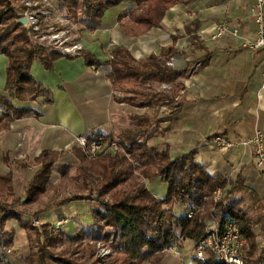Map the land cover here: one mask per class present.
Wrapping results in <instances>:
<instances>
[{"label":"trees","instance_id":"trees-1","mask_svg":"<svg viewBox=\"0 0 264 264\" xmlns=\"http://www.w3.org/2000/svg\"><path fill=\"white\" fill-rule=\"evenodd\" d=\"M18 0H0V54L8 57L6 85L0 91V133L10 128L12 121L33 111L31 107L16 104L45 97L53 102L51 90L39 83L30 73L31 65L38 60L47 68L63 56L59 50H49L35 43L27 26L18 18ZM66 10L71 20L88 29L101 25L106 11L120 4L131 5L128 13L119 16V24L129 36H140L152 27L161 25L167 10L185 0H55ZM176 50L169 47L162 57L151 54L136 59L123 46L111 52L109 74L118 102L136 107H147L143 113H130L128 127L109 134H100L106 141H114L120 151L116 154L98 153L89 157L79 147L73 153L79 158L77 174L80 182L74 185L73 196L55 201L48 195L47 185L51 168L66 155L62 150L43 149L34 159L37 169L19 195L15 188V169H26L29 160L3 158L9 172L0 173V260L7 256L13 245L15 231L8 222L18 221L25 230L29 242L27 264H96L88 260L91 246L79 244L71 251V244L82 239L105 240L110 235L118 256L110 264H161L163 253L169 247L183 248L185 242L194 249L208 236L223 233L225 225L232 220L245 238L243 256L245 264H264V247L257 242L255 228L260 225L264 233V211L256 218L241 204L238 193L244 187L241 176L236 179L224 175H212L205 165L196 161L195 151L172 157L169 149L159 150L148 140L161 131L158 126L165 120H174L180 113L184 88L182 73L171 69L166 58ZM88 64H97L92 54L83 51ZM165 56V57H164ZM207 60L201 62L205 65ZM167 85V87H163ZM161 86L164 88H161ZM118 92L122 93V96ZM162 106H168L165 117L160 116ZM66 175L69 166H63ZM160 177L168 184L164 198H158L146 186L145 180ZM24 197H27L25 200ZM74 200H92V220L80 223L81 230H67L72 225L69 216H62L69 223L54 230L57 217L53 211ZM187 204L184 213L174 210L175 204ZM52 210V211H51ZM190 212L192 214L190 215ZM54 215V220L32 225L33 218ZM30 217V218H29ZM209 220L216 226L210 228ZM72 223V224H71ZM76 229V230H75ZM111 229V230H110ZM61 243L65 248L58 250ZM192 264H226L211 249L202 257L193 256Z\"/></svg>","mask_w":264,"mask_h":264},{"label":"crops","instance_id":"crops-1","mask_svg":"<svg viewBox=\"0 0 264 264\" xmlns=\"http://www.w3.org/2000/svg\"><path fill=\"white\" fill-rule=\"evenodd\" d=\"M254 1L185 0L167 10L160 26L140 36L126 35L119 24V16L128 13L131 5L123 3L108 9L101 25L83 32L85 51L98 60L97 64H88L83 56L60 57L51 69L38 60L32 63L31 75L51 90L53 102L46 103L44 96L16 101L33 111L12 121L10 128L0 133L3 165L10 169L3 158L5 153L10 158H26L34 163L43 149L64 150L78 135L96 138L130 126V113L149 109L115 99L109 77L112 50L123 46L134 58L141 59L151 54L162 57L173 47L176 51L166 62L174 56V64L168 67L182 73L181 111L174 120L160 122L161 131L148 143L159 150L168 148L172 157L194 150L196 161L205 165L210 174L232 179L241 176L244 180L238 193L241 204L257 218L264 211V162H260L252 145L245 144L256 130L264 134V52L245 46V41L253 39L256 33L250 13ZM224 19L239 27L238 36L213 37L216 25ZM205 60L207 63L201 66ZM7 63L8 57L0 54V91L6 85ZM169 110L168 106H162L160 116L165 117ZM2 111L0 105V114ZM218 134L228 137L233 147L210 144ZM146 184L158 198L167 194L168 184L160 177L146 180ZM74 201L51 211L57 217L74 216L77 212L72 211L71 205L79 203ZM187 207L175 204L174 210L184 213ZM83 213L74 216L76 221L89 223L91 212L85 216ZM208 225L214 228L216 222L209 220ZM8 228L15 231V248H21L22 236L27 240L25 230L18 221L8 222ZM260 230L258 225L257 242L264 247V233ZM168 255L163 264L171 259Z\"/></svg>","mask_w":264,"mask_h":264},{"label":"built area","instance_id":"built-area-1","mask_svg":"<svg viewBox=\"0 0 264 264\" xmlns=\"http://www.w3.org/2000/svg\"><path fill=\"white\" fill-rule=\"evenodd\" d=\"M54 0H18L17 3L22 6L18 8L19 14L18 20L25 19L24 24L30 30L32 40L38 45L48 49L50 45L56 42L55 38L58 37L59 33L53 30V26L46 23L49 12L59 11L62 15V20L70 22V18L66 10L61 9ZM41 5V6H39ZM50 8H49V7ZM250 13L254 18L256 24V33L253 39H247L245 46L264 52V0H255L250 6ZM70 19V20H69ZM44 26V27H43ZM240 29L238 26L233 25L229 20L224 19L220 21L215 28L213 37L220 38L226 34H232L238 36ZM60 47V46H59ZM53 47L59 50L63 54L76 56L77 53H71L68 48L63 49L62 47ZM71 53V54H70ZM112 58V54H110ZM175 57L172 56L167 62V65L174 64ZM167 87V85H164ZM110 133V132H109ZM106 133V134H109ZM73 143L80 146L90 156H94L101 152H116L118 150V144L114 141H106L104 137L89 138L87 135H78ZM210 143V142H209ZM210 144H214L220 147L231 148L234 143L224 135H215ZM245 144L252 145L254 152L260 158V162H264V134L261 130H256L255 134L246 140ZM192 212H190V215ZM40 221L35 219L34 224H38ZM69 220L65 217H60L54 224V230H59L66 226ZM81 230V227H79ZM245 244V238L238 226L229 220L225 225V229L222 234L218 236H208L204 239L196 248V255L202 257L204 251L211 249L217 258L226 264H245L243 256V248ZM12 256V249H7V256L0 260V264H14Z\"/></svg>","mask_w":264,"mask_h":264},{"label":"rangeland","instance_id":"rangeland-1","mask_svg":"<svg viewBox=\"0 0 264 264\" xmlns=\"http://www.w3.org/2000/svg\"><path fill=\"white\" fill-rule=\"evenodd\" d=\"M54 2L56 3L55 0H54ZM39 6H41V5H39ZM62 18L63 17L59 11H52L51 13L49 12V17H47L46 23H48L49 25L54 27L52 31H55L57 33L61 32V33H59L58 37L55 38L56 42L55 43L53 42L50 45V48L52 47L51 49H55L53 47L57 48L59 46L62 47L63 49L68 48V50H70L71 53L76 52L77 53L76 56H79L86 49V46H85L86 39L83 37L84 36L83 32L85 31L84 29H88V28L83 27L82 24L75 22V20L69 19L70 22H68L66 20H62ZM2 26L3 25L0 24V28ZM51 49H47L48 52H49V50L51 51ZM163 87H164V85H163ZM119 94L122 96L121 92H118V95ZM134 107H136V106H134ZM134 113H138V111H134ZM73 146H76V147H79L80 149H82L76 143L72 142L69 146H66L65 149L62 150V151L66 152V155L63 156L61 159H59L57 161V163L51 168L52 171H51V175H50L49 182L47 185V191H48V195L55 196V201H57L61 198L73 196L74 193H76L74 185L80 184V182H77L73 179L75 177V175L77 174L76 166L80 163L79 158L72 151ZM84 152L89 157H95L97 155L96 154L94 156H90L86 153V151H84ZM118 152H121L119 146H118V150L116 152L109 151V152H103V153L116 154ZM64 165L70 167V168H68L66 175L63 174L64 168H62V167ZM36 169H37V166L34 163H32L31 161H30V163L26 169H23V170L22 169H15V174H16L15 175V188H16V191L19 195L24 194L25 185L29 181V177H31L35 173ZM8 170H9L8 167L3 165V162L0 158V173H7V172H9ZM146 180L148 181L149 179H146ZM146 180H145V183H146ZM146 186H147V184H146ZM76 201L77 200H75L74 202H76ZM78 202L79 203H74L71 205L72 211L77 212L74 215L76 217L78 216L77 214H79L80 211L84 212L83 215L88 213L90 211V208L94 204L92 202V200H78ZM76 204H78V205H76ZM55 215H56V213H55ZM60 216L62 217L63 215H60ZM60 216H58V217H60ZM74 216H69L70 217L69 219L71 221H73L72 222L73 224L71 223L72 225H68V227H67V230H69V231L74 228L73 227L74 225H76V229H77V231H79L80 223L77 222L78 220L76 221V219H75L76 217H74ZM43 218H44V222H46V221L50 222V221L54 220V215H52V214L44 215L43 217H41V219L33 218L31 221L32 225H34L36 227H40L41 223L43 222ZM35 219L39 220L40 222L38 224H34ZM20 241L23 244V246L21 248H19V247L15 248L14 243L9 248L12 249V256L14 258L13 259L14 264H27V257L29 254V242H28V240H25L24 235L22 236ZM79 244H83V246H88V245L91 246V249L89 250L90 253L88 254V260L90 262H94L96 264H110L112 262V260H114V258L116 256H118L117 251L114 250V243H112V236L111 235L105 240L92 241L89 239L88 240L82 239V241L77 243V244L76 243L71 244L70 250L73 251ZM23 247L24 248L26 247V248L23 250ZM63 248H65V246H63L61 243V246L58 247L57 249L61 250ZM163 255H164V257L166 255H168L167 258H171L170 260H168L166 262V264H178V263L179 264H192L193 263V256L194 255L197 256L196 255V248L194 249L192 243H190V242H185L183 248H177L174 246L169 247L168 249L165 250ZM164 257L162 259L161 264H163ZM139 264H149V261H145V262H142Z\"/></svg>","mask_w":264,"mask_h":264},{"label":"water","instance_id":"water-1","mask_svg":"<svg viewBox=\"0 0 264 264\" xmlns=\"http://www.w3.org/2000/svg\"><path fill=\"white\" fill-rule=\"evenodd\" d=\"M20 22L23 23V24H25L26 23V20L23 18V19L20 20ZM24 199H26V197Z\"/></svg>","mask_w":264,"mask_h":264}]
</instances>
